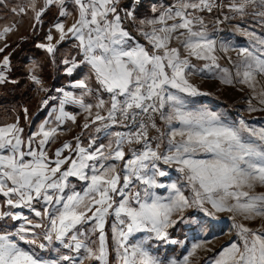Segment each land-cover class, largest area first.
I'll list each match as a JSON object with an SVG mask.
<instances>
[{
	"label": "snow or ice",
	"instance_id": "6c2138e0",
	"mask_svg": "<svg viewBox=\"0 0 264 264\" xmlns=\"http://www.w3.org/2000/svg\"><path fill=\"white\" fill-rule=\"evenodd\" d=\"M73 3L77 6L78 19L66 31L63 23L56 24V30L61 41L68 34L78 41L81 62L90 66L100 87L110 94V107L107 115H102L100 110L104 109L105 101L99 100L93 116V105H86L72 93L64 92L56 119L75 122L76 117L65 112L62 105L77 103L91 117L83 127L100 122L101 127L96 131L103 130L105 136L116 137L115 147L109 144L107 152L103 143L92 148L96 143L92 140L89 151L81 146L77 137L75 148L65 143L56 150L54 158H50L44 146L57 128L45 130L41 126L35 134L43 137L37 148L32 147L34 137L30 136L25 151L20 136L22 129L15 124L0 127V195L6 198L4 203L10 208H29L36 216H41L32 205L33 201H42L43 216L48 219L43 239L49 243L55 239L77 253L84 249L85 258L95 259L99 264H108L104 226L109 214L116 218L112 226L113 239L118 245L121 264H160L144 248V240L129 245V237L137 232H149L157 239L167 240V229L183 221L182 216L178 221L173 215L193 205L203 209L207 203L215 212L227 211L248 220L264 217V192L255 194L253 191L257 186L264 187V128L249 127L243 120L239 126L229 124L214 112L186 111L179 95H207L190 83L189 76L196 73L219 70L224 74L222 82L232 83L229 70L221 68L215 55L216 40L202 29L195 30L194 25H202L203 20L188 12V9L211 11L216 6L212 0H177L175 6L168 7L157 18L142 20L141 24L160 25L153 27L151 32H141L150 48L123 26V19H135L134 5L126 6L122 18L117 11L119 0H73ZM53 4L63 8L64 0H45L46 6ZM250 5L258 9L255 15L264 21V0H239V3L233 0L228 7L243 15ZM45 10L36 11L35 18L39 20ZM67 14L61 11V15ZM169 20L174 22L169 25ZM10 30L5 28L4 32ZM249 35L262 47L239 49L237 54L243 59L235 76L241 78L240 83L254 89L259 82L257 77H264V37L255 33ZM52 39L49 34L47 40ZM173 40L177 46H170ZM38 47L49 53L55 51L51 43ZM221 50L228 48L222 45ZM193 57L206 62L197 68L191 63ZM64 63L70 64L66 68L69 75L79 66L75 59ZM7 65L5 57L4 66ZM31 79L36 84L41 83L36 75ZM0 82H4L2 72ZM76 87L86 88L87 85L81 81ZM260 95V103L264 104V89ZM166 105L170 108L168 112L164 111ZM155 113L169 125L166 133H160L161 142L167 136L164 151H161V142L153 146L151 141L157 138L149 136L150 127L160 131L153 120ZM173 120L179 122L178 128L171 127ZM117 124L129 128V132L107 131ZM125 143L138 144L141 148L130 149V158L125 159ZM66 149L74 155H62ZM116 161H124L121 171H117ZM158 162L175 165L176 171L184 174L194 193L191 201L175 183L166 186L158 182V177L168 175ZM69 178L83 182L80 191ZM134 181L143 187H136ZM165 187L171 193L167 202L154 191ZM205 211L215 216L214 212ZM5 216L26 220L32 227L21 226L14 233H0V264H72L73 257L69 255L43 259L34 250L21 247L20 241L36 245L37 239H29L27 234L35 235L33 229L44 225L32 224L19 213L0 212V218ZM88 223H92L91 231L99 230L98 251L78 238L87 235L79 226ZM234 227L238 229L240 243L224 247L209 264H264V232L243 224ZM66 238L72 243H66ZM38 247L44 249L46 245L40 243ZM201 247L200 243L194 244L189 256ZM183 264H189L188 257Z\"/></svg>",
	"mask_w": 264,
	"mask_h": 264
},
{
	"label": "rangeland",
	"instance_id": "374dc122",
	"mask_svg": "<svg viewBox=\"0 0 264 264\" xmlns=\"http://www.w3.org/2000/svg\"><path fill=\"white\" fill-rule=\"evenodd\" d=\"M212 2L216 6L211 11L207 9L203 11L188 9V12L203 20L202 25L199 23L194 25L195 30L202 29L207 32L210 38L216 40L215 55L221 68L229 70L232 83L222 82L224 74L219 70L213 73H196L189 76L190 83L198 88L201 93H207V95L190 96L180 93L179 95L184 101V110L214 112L220 116L222 121L229 124L239 126L240 121L243 120L249 127L264 128V104L260 103L262 99L260 93L264 89V77H257L259 82L256 83L253 89L247 84L240 83L241 78L235 76L237 66L241 64L243 59L237 54L239 49L247 47L252 50L254 47H262L249 34L255 33L258 37H264V21L255 15V11L258 9L254 6L247 7L245 13L241 15L228 7L233 0H212ZM236 2L239 3V0H236ZM176 4L177 0H119L117 11L124 18L126 6L134 5L135 19H123V26L136 40L150 48L151 45L148 44L141 32H151L153 27L159 28L160 25L141 24L140 22L155 19L165 9ZM42 8H46V10L37 20L35 18L36 11ZM61 11L68 14L61 15ZM77 19L78 10L73 0H64L63 8L59 4L46 6L45 0H0V49H3V51H0V72L4 75V82H0V127L15 124L22 129L20 136L24 141L25 151L30 136L34 137L32 147L37 148L43 137L35 134L40 131L41 126L45 130L57 128L56 134L44 146L50 158H54L56 150L65 143H71L75 148L77 137L80 138L81 146L88 148L89 151L100 143L106 146V152L109 144L113 148L115 147L116 137L105 136L103 130L101 132L96 131V128L101 127L100 122L90 123L88 128L83 127L86 122H90L91 117H88V113L77 103H64L62 105L65 112L76 117L75 122L70 119H64L62 122L56 119L59 115L64 92L72 93L78 99H82L86 105H93V116L97 111L95 105L99 100L103 99L105 101L104 109L100 110L102 115H107V108L110 107V94L100 87L90 66L81 62L82 52L77 46L78 41L71 34H68L61 41L60 33L56 30L55 25L63 23L66 31ZM44 21L48 26L44 37L34 47H29L24 57H21L22 73L18 76L9 75L11 69L10 56L16 54L34 32H39L40 25ZM173 22L172 20L167 21L169 25ZM5 28L11 30L4 32ZM49 34L53 37L51 41L47 40ZM49 43L55 47L53 53L47 52L45 48L38 47L39 44L47 45ZM222 45L227 46L228 50H221ZM170 46H177V42L173 40ZM5 57L8 58L6 67L4 66ZM73 59L79 66L69 75L66 68L70 64L66 65L64 61H72ZM205 62L194 57L191 58V63L195 64L197 68L202 67ZM32 75L38 76L41 83H34L31 79ZM81 81L87 85L86 88L76 87ZM170 91L176 92L175 89H170ZM45 101H47L46 104ZM164 111H170L168 105L165 106ZM179 126L178 121H172L171 127L178 128ZM168 128L169 125L160 119L159 114L160 131L155 135L157 139L151 141L153 146L155 143L161 142L160 133H166ZM107 131L126 134L129 132V128L117 124ZM162 139L161 151H164L167 136L165 135ZM92 140H95L96 143L92 144V148H89ZM123 148L125 159H128L130 158V149H140L141 146L134 143H125ZM62 155L69 156L74 155V153L66 149ZM115 163L117 171H121L124 161H116ZM158 165L168 172L166 177H158V182L166 186L175 183L191 201L194 193L184 174L176 171L175 165H163L161 162H158ZM65 167L67 166L65 165ZM69 182L76 185L77 191L81 190L83 182L78 181L76 178H69ZM134 183L136 187H143L139 182L134 181ZM154 191L165 202H167V197L171 195L167 187L157 188ZM253 191L255 194L264 192V187L257 186ZM4 200L6 198L0 195V212L19 213L27 217V220L32 221V224L40 223L44 225L42 228L33 229L35 235L32 233L27 234L29 239H37L36 245L25 244L20 241L21 247L34 250L43 259L69 255L73 257L72 264H80L81 261L83 264H99V261L95 259H86L87 253L84 249L77 253L64 247L62 243L55 239L51 243L43 239L47 230L48 219L43 216L44 204L42 201L39 203L33 201V208L42 213L41 216H36L35 212L29 208H10L4 203ZM205 210L214 212L215 216H209ZM180 216L183 217V221L167 229V240L157 239L154 233L137 232L129 237L128 244L131 245L137 240H144V248L160 264H171L172 261H175V264H183L185 257H188L189 264H209V261L216 257L224 247L233 242L240 243L237 235L238 229L234 225L243 224L252 230L264 232V217L248 220L241 215L227 211L215 212L211 205L207 203L204 204L203 209L197 205L185 208L182 213L174 214L173 219L179 221ZM114 223H116L115 216L109 214L104 226L108 253L107 262L108 264H121L117 254L118 245L113 239L112 226ZM21 226L32 227L23 219L12 220L8 216L0 218V233H14ZM79 228L81 232H85L87 235L78 238L94 251H98L99 230L91 231L92 223L81 225ZM172 240L176 243L169 242ZM65 242L72 243L67 238ZM40 243H44L46 247L44 249L39 248ZM197 243L202 244V247L189 256L193 245ZM120 251L122 252V249ZM64 264H69V262H64Z\"/></svg>",
	"mask_w": 264,
	"mask_h": 264
},
{
	"label": "trees",
	"instance_id": "16d2710c",
	"mask_svg": "<svg viewBox=\"0 0 264 264\" xmlns=\"http://www.w3.org/2000/svg\"><path fill=\"white\" fill-rule=\"evenodd\" d=\"M47 28V23L44 21L40 25L39 32H34V34L24 42L23 46L16 52V54L10 56L9 62L11 64V69L9 70V75L13 74L14 76H18L22 73V67L20 64L22 62L21 57H24V55L29 50V47H34L42 40L47 31Z\"/></svg>",
	"mask_w": 264,
	"mask_h": 264
},
{
	"label": "built area",
	"instance_id": "2783aa9c",
	"mask_svg": "<svg viewBox=\"0 0 264 264\" xmlns=\"http://www.w3.org/2000/svg\"><path fill=\"white\" fill-rule=\"evenodd\" d=\"M153 120H154V122H155V124H156V128H158L159 129V113H155L154 115H153ZM157 133H158V131L156 130V129H154V128H149V136H151V137H155V135H157ZM141 146V145H140Z\"/></svg>",
	"mask_w": 264,
	"mask_h": 264
}]
</instances>
